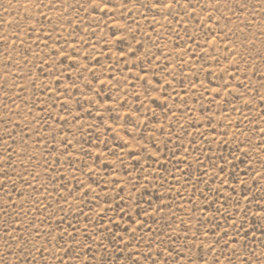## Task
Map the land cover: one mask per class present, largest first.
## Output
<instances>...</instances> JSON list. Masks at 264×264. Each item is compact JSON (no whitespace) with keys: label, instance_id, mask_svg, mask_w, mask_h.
<instances>
[{"label":"rangeland","instance_id":"374dc122","mask_svg":"<svg viewBox=\"0 0 264 264\" xmlns=\"http://www.w3.org/2000/svg\"><path fill=\"white\" fill-rule=\"evenodd\" d=\"M0 264H264V0H0Z\"/></svg>","mask_w":264,"mask_h":264}]
</instances>
